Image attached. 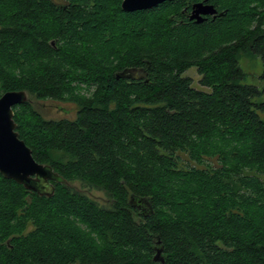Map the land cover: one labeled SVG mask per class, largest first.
<instances>
[{"label": "trees", "instance_id": "obj_1", "mask_svg": "<svg viewBox=\"0 0 264 264\" xmlns=\"http://www.w3.org/2000/svg\"><path fill=\"white\" fill-rule=\"evenodd\" d=\"M193 1L0 0V96L77 108L12 107L58 179L40 193L0 174V264H264V87L239 65L257 55L264 80V0H208L201 23Z\"/></svg>", "mask_w": 264, "mask_h": 264}, {"label": "water", "instance_id": "obj_2", "mask_svg": "<svg viewBox=\"0 0 264 264\" xmlns=\"http://www.w3.org/2000/svg\"><path fill=\"white\" fill-rule=\"evenodd\" d=\"M164 1L173 0H122L121 8L126 12L152 8ZM208 0L194 2L189 19L201 23L206 16L216 15L217 10ZM28 99L24 90L6 91L0 96V174L24 186L25 189L42 192L49 188L48 182L58 179L51 167L38 163L31 149L19 138L16 123L13 120L12 107ZM154 259L163 262L161 250H157Z\"/></svg>", "mask_w": 264, "mask_h": 264}, {"label": "rangeland", "instance_id": "obj_3", "mask_svg": "<svg viewBox=\"0 0 264 264\" xmlns=\"http://www.w3.org/2000/svg\"><path fill=\"white\" fill-rule=\"evenodd\" d=\"M239 65L244 71V78L240 80L243 84L254 85L257 88L261 89L264 87V80L261 79L262 73V62L260 58L255 54H245L242 55L239 60ZM184 75H187L192 80V86L207 90L206 87L200 85L199 78L200 75L194 67L187 69L184 72ZM29 100L34 105V107L42 114L45 118L50 119H73L76 113V105L71 102L65 101H56L51 99L46 100H35L27 94ZM73 185L81 189L88 196L97 201L100 205L107 206V198L103 191L97 189H88L86 187H81L80 183L75 181Z\"/></svg>", "mask_w": 264, "mask_h": 264}, {"label": "flooded vegetation", "instance_id": "obj_4", "mask_svg": "<svg viewBox=\"0 0 264 264\" xmlns=\"http://www.w3.org/2000/svg\"><path fill=\"white\" fill-rule=\"evenodd\" d=\"M198 1H202V0H196V1H193L192 3H191V5H190V8L187 10V8H186V6L183 8V10L182 11H187L184 15L186 16V18L187 19H189V14H190V12H191V6H192V4L194 3V2H198ZM207 3H210V2H208L207 1ZM209 16H211V17H213L212 15H209ZM207 17H208V15L206 16V19H207ZM190 20V19H189ZM182 21V20H181ZM192 21H194V20H192Z\"/></svg>", "mask_w": 264, "mask_h": 264}]
</instances>
